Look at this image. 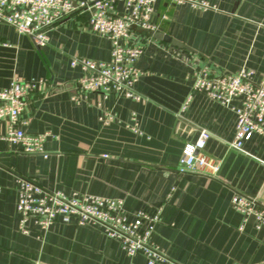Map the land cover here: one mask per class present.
<instances>
[{"label": "crops", "instance_id": "0c3cea01", "mask_svg": "<svg viewBox=\"0 0 264 264\" xmlns=\"http://www.w3.org/2000/svg\"><path fill=\"white\" fill-rule=\"evenodd\" d=\"M201 1L209 7L170 0L154 5L155 32L191 51L134 31L133 41L144 46L134 86L139 100L77 92L82 73L71 60L107 61L110 52L109 41L88 28V13L58 22L40 48L0 24V89L14 80L43 79L20 119L25 133L50 134L46 158L19 153L0 139V264H147L142 254L127 257L99 227L73 218L46 230L30 221L22 234L17 177L66 195L122 199L130 213L160 209L152 241L173 264H264V227L256 229L251 218L243 222L230 205L239 193L264 208V138L244 142V153L231 149L234 114L191 89L203 67L213 75L247 68L255 80L264 76V0ZM103 114L113 119L101 123ZM132 118L138 133L130 129ZM6 127L0 119V137ZM200 129L210 135L204 154L220 165L215 177L177 172L184 144Z\"/></svg>", "mask_w": 264, "mask_h": 264}, {"label": "built area", "instance_id": "2783aa9c", "mask_svg": "<svg viewBox=\"0 0 264 264\" xmlns=\"http://www.w3.org/2000/svg\"><path fill=\"white\" fill-rule=\"evenodd\" d=\"M175 5H188L207 9L201 0H170ZM157 0H0V24L10 26L18 34L28 36L34 46L48 43V31L61 20L86 12L88 28L106 38L110 43L107 61L73 58L72 67L81 70L76 82L77 92H97L104 96L139 100L134 86L141 74L137 67L144 46L133 41L134 30L155 32L152 24ZM253 70L241 68L232 74L213 75L207 67L197 71L192 93L204 95L209 100L229 109L235 116V125L229 147L244 153L243 143L257 135L264 138V76L254 78ZM43 79L14 80L0 89V119L7 127L0 137L26 155L47 157L44 145L48 132L31 135L24 132L20 119L29 94L43 86ZM75 99V98H74ZM73 99V100H74ZM189 98L181 107L183 111ZM113 119L109 114L99 117L101 123ZM130 129L138 133L134 118ZM209 133L200 129L194 142L184 144L177 164L180 174L203 173L215 177L219 162L204 154ZM264 165V163L262 162ZM15 210L19 217L18 229L27 234L28 222L46 230L58 219L73 218L78 225L99 227L110 240L116 241L127 257L142 254L147 264H173L164 252L153 243L155 226L159 222L160 209L153 214L143 211L127 212L122 199L104 198L89 194L66 195L60 191L43 189L32 180L16 178ZM233 210L242 221L253 219L256 229L264 227V208L255 200L239 193L230 199ZM241 229V227H240Z\"/></svg>", "mask_w": 264, "mask_h": 264}, {"label": "water", "instance_id": "95a60500", "mask_svg": "<svg viewBox=\"0 0 264 264\" xmlns=\"http://www.w3.org/2000/svg\"><path fill=\"white\" fill-rule=\"evenodd\" d=\"M132 29L135 31V27H132ZM139 33H144L147 34L148 36H151L153 39L157 40V41H161L164 42L166 44H170L173 47H176L178 49H183L186 51H191L190 48H188L187 46L183 45L182 43L170 38L169 36L164 35L163 33L160 32H146L143 30H136Z\"/></svg>", "mask_w": 264, "mask_h": 264}]
</instances>
